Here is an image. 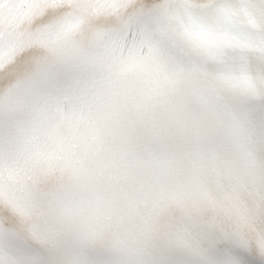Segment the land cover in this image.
Here are the masks:
<instances>
[{"label": "snow or ice", "instance_id": "1", "mask_svg": "<svg viewBox=\"0 0 264 264\" xmlns=\"http://www.w3.org/2000/svg\"><path fill=\"white\" fill-rule=\"evenodd\" d=\"M0 264H264V0H0Z\"/></svg>", "mask_w": 264, "mask_h": 264}]
</instances>
